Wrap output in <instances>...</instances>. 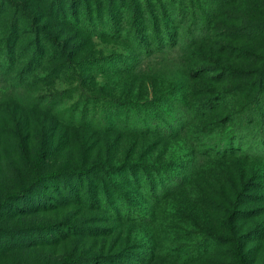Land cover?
Masks as SVG:
<instances>
[{"label":"rangeland","instance_id":"rangeland-1","mask_svg":"<svg viewBox=\"0 0 264 264\" xmlns=\"http://www.w3.org/2000/svg\"><path fill=\"white\" fill-rule=\"evenodd\" d=\"M66 1L0 0V264H264V0Z\"/></svg>","mask_w":264,"mask_h":264},{"label":"trees","instance_id":"trees-1","mask_svg":"<svg viewBox=\"0 0 264 264\" xmlns=\"http://www.w3.org/2000/svg\"><path fill=\"white\" fill-rule=\"evenodd\" d=\"M119 1L120 4H123L124 0H83L82 2V10L85 12L84 18L89 20V18H92L94 15L97 19L98 22L101 21L103 16H107V27L113 29V26H115V9H116V4ZM63 2V1H62ZM65 2V1H64ZM67 7L62 9L59 13L62 14V16L65 17H72L75 14L79 13V4L81 0H67L66 1ZM128 3L133 7V14H137V2L136 0H128ZM60 10V9H59ZM150 11V10H149ZM152 18L153 15L150 13ZM134 21H136V16L133 17ZM133 34L135 35V38L137 39L138 43H142L144 40H149L151 43L154 44V47L156 46H161L163 43L170 42L169 44L171 45L173 39L171 37V30L166 28V26H163L162 30H160L157 27H152L150 29H139L136 25L134 26ZM32 32V44H33V51L32 54L29 56L26 65L24 69L30 68L33 64L38 63L40 57L42 56L41 53H39V36L38 32L35 26L31 28ZM5 48L3 49V60H10L11 59V43L10 40L7 39L4 42ZM263 139V138H262ZM85 170L82 171V176L85 174ZM104 196H106V192L104 191ZM103 202L107 206H113L110 204V201H108L107 198L103 200ZM137 213V212H136ZM102 260V259H101Z\"/></svg>","mask_w":264,"mask_h":264}]
</instances>
